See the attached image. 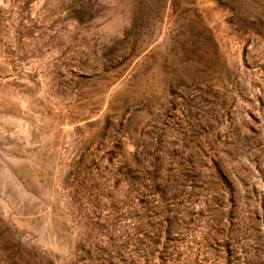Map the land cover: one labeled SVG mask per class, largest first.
I'll return each instance as SVG.
<instances>
[{
	"label": "rangeland",
	"instance_id": "1",
	"mask_svg": "<svg viewBox=\"0 0 264 264\" xmlns=\"http://www.w3.org/2000/svg\"><path fill=\"white\" fill-rule=\"evenodd\" d=\"M0 264H264V0H0Z\"/></svg>",
	"mask_w": 264,
	"mask_h": 264
}]
</instances>
